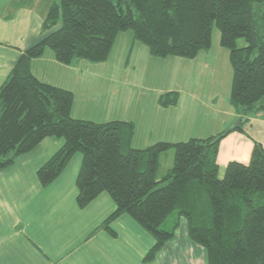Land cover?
I'll list each match as a JSON object with an SVG mask.
<instances>
[{
	"label": "trees",
	"instance_id": "1",
	"mask_svg": "<svg viewBox=\"0 0 264 264\" xmlns=\"http://www.w3.org/2000/svg\"><path fill=\"white\" fill-rule=\"evenodd\" d=\"M261 5L264 0H52L41 26L45 34L0 85V170L44 138H61L62 146L37 169L40 184L55 180L79 151L77 205L107 192L115 208L100 228L114 235L111 221L131 216L155 239L145 261L173 238L179 221L166 225L176 212L207 264H264V148L254 142L249 162H228L222 177L216 162L220 140L264 110ZM213 25L233 69L230 101L242 116L241 124L217 135L133 147L131 121L73 117V92L38 79L30 68L48 50L62 64L103 61L117 34L129 28L152 57L190 59L210 47ZM178 99L177 91H168L159 102L173 106ZM169 149L172 166L157 179L158 157Z\"/></svg>",
	"mask_w": 264,
	"mask_h": 264
},
{
	"label": "crops",
	"instance_id": "2",
	"mask_svg": "<svg viewBox=\"0 0 264 264\" xmlns=\"http://www.w3.org/2000/svg\"><path fill=\"white\" fill-rule=\"evenodd\" d=\"M41 1L0 0V85L8 77L22 52L45 34L41 26L49 4L41 6ZM143 50L152 60L147 49ZM227 57L229 58L228 52L220 51L204 56L197 55L191 61L199 60L203 69H211L209 78L214 83L210 88L207 82L206 86L200 85L198 80L195 83L199 93L204 92L208 96V100L201 103L214 112L225 114L232 122L227 126L230 128L241 124L242 116L230 101L232 74L225 81L223 93L219 84L221 81L216 76L218 74L220 77L221 70L218 65L224 61L225 64L228 63ZM66 66L58 62L50 51H45L41 57L30 61L31 71L38 79L71 90L62 83L69 80L67 74L62 72L65 69L68 72L72 70ZM183 73H162L164 78L169 79L167 84L164 81V87L167 88H163L162 84L158 86L152 80V85L149 86L145 75L137 82L134 72H123L127 77L121 83L138 91L136 95L134 93L139 100L138 106L132 112L135 118L130 119L123 114V117L114 116L109 119L133 123L131 140L136 141V144L131 143L133 147L144 148L158 141L178 142L216 134L209 124L193 126L189 130L187 124L181 121L188 110L187 102L185 106L181 105L182 97L186 95L185 100L198 98L193 89L182 90L181 87H187V79ZM163 91L178 92L179 104L175 108L177 111H180V106L184 108L174 118L178 121L165 118L162 111H167V117H170L171 111L159 106L158 97L156 106V94ZM149 100L153 102L151 112L148 111ZM74 104L71 115L83 118L74 114ZM157 107L161 110L159 115L156 112ZM241 128V131L229 132L219 142L216 155L219 177L223 176L230 161L247 164L254 142H259L264 148V110L249 115ZM62 144L61 138H44L29 152L17 157L13 164L0 170V264H207L204 249L188 238L184 219H179L173 238L150 261H145L144 257L155 239L131 216L121 214L111 221L114 235L100 228L113 212L115 204L109 194L102 192L84 207L77 205L75 181L81 164V158L77 154L71 157L55 180L45 186L40 184L36 175L37 169ZM170 150L172 149L162 152L158 157L157 179L172 166L174 151Z\"/></svg>",
	"mask_w": 264,
	"mask_h": 264
},
{
	"label": "rangeland",
	"instance_id": "3",
	"mask_svg": "<svg viewBox=\"0 0 264 264\" xmlns=\"http://www.w3.org/2000/svg\"><path fill=\"white\" fill-rule=\"evenodd\" d=\"M27 1L28 0H23V2ZM51 2L52 0H42L40 5H50ZM261 7H264V5H261ZM123 8L126 9L125 3H123ZM243 44L244 40L242 38L237 39L236 45L238 47L242 46ZM143 48H146L149 52L146 44L137 40L134 37L132 29L129 28L120 31L117 34L111 46L110 52L105 60L91 62L84 59H74V61L71 63L64 64L69 67L68 69H72L70 72H68L66 69L65 72H62L65 75L67 74L69 77L67 82L62 81V83L68 86V88L73 92V104L75 103V110L73 111L74 114H77V117H83L85 119L88 118L95 122H107L111 119H109V117H123V114L124 116L127 115V118L130 119L135 118L134 115H132V112L135 111L139 104L138 97H135L138 91L134 90V87H129L125 83H121V80L127 77L125 74H123V72L125 71L128 74L134 72V77L137 82L141 76L145 75L147 78H145V81L147 80L149 82V86H151L152 81H154L158 84V86L162 84L163 88H167L164 87V81L165 84H167L169 79L164 78V75L161 74L172 71L177 73L184 72L183 76L187 79V87H181L182 90L187 91L188 89H193L198 97L196 99L199 100H185L187 98L186 95L182 97L184 99H182V102L180 100L182 103L181 105L184 106L187 102L188 110L184 113L181 121H184L187 124L189 130L193 126L200 127L205 123L206 125L209 124L213 132L218 134L219 132L225 130L228 125H231L232 122L225 114L214 112L204 107V105L201 103L203 100H208V96L204 92L199 93L195 83L198 80L200 85L204 84V86H206L207 82V86L210 88L212 83H214V81H211L209 78L211 70L210 68L203 69L201 67L202 63L199 60L191 61L192 58L187 59L179 56L166 58H152L150 56L152 59L150 60L148 58L147 52H145ZM131 49L132 52L130 53L129 51ZM220 51L227 52V49L220 47L219 30L215 25H213L210 47L199 51L197 55L204 56L208 53H219ZM175 59L177 62H175ZM227 62L228 63L225 64L224 61L221 65H218V69L221 70L220 77L218 74L216 75L219 78V81H221L219 82L220 86H222L221 93H223V90L225 91V81L227 80V77L230 75V73H233V69L228 57ZM59 76L60 75L58 74V78ZM182 82L184 83V81ZM140 84H143V82L139 83V85ZM165 92L167 91H163V93ZM161 94H156V106L158 97L159 106H161L162 109L171 111L170 117H167V111H162L163 115L166 116L165 118L178 121L174 118L179 116V114L184 109L183 106H180V111L176 110L175 106L179 104V100L176 105L173 106H164L160 104L159 97ZM152 110L153 102L150 101L148 111L151 112ZM156 112L157 115L161 113L159 107L156 108ZM133 142L135 143L136 141L131 140V143ZM170 151L172 152V150ZM74 154L79 155L81 158V153L79 151L75 152ZM71 159L72 158H70L69 161ZM178 218L184 219V217L178 216V214L174 212L168 218L166 227L171 228L174 222L179 221Z\"/></svg>",
	"mask_w": 264,
	"mask_h": 264
}]
</instances>
